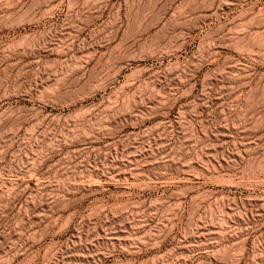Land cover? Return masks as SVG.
<instances>
[{"label": "rangeland", "instance_id": "1", "mask_svg": "<svg viewBox=\"0 0 264 264\" xmlns=\"http://www.w3.org/2000/svg\"><path fill=\"white\" fill-rule=\"evenodd\" d=\"M0 264H264V0H0Z\"/></svg>", "mask_w": 264, "mask_h": 264}, {"label": "bare ground", "instance_id": "2", "mask_svg": "<svg viewBox=\"0 0 264 264\" xmlns=\"http://www.w3.org/2000/svg\"><path fill=\"white\" fill-rule=\"evenodd\" d=\"M120 71V69H117L116 71H115V73H118Z\"/></svg>", "mask_w": 264, "mask_h": 264}]
</instances>
